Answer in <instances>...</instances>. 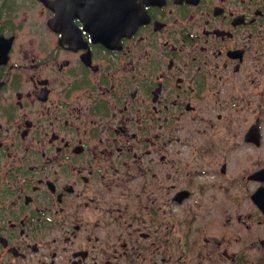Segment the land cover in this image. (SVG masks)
<instances>
[{"label": "flooded vegetation", "instance_id": "flooded-vegetation-1", "mask_svg": "<svg viewBox=\"0 0 264 264\" xmlns=\"http://www.w3.org/2000/svg\"><path fill=\"white\" fill-rule=\"evenodd\" d=\"M58 2L0 0V264H264V0Z\"/></svg>", "mask_w": 264, "mask_h": 264}, {"label": "water", "instance_id": "water-1", "mask_svg": "<svg viewBox=\"0 0 264 264\" xmlns=\"http://www.w3.org/2000/svg\"><path fill=\"white\" fill-rule=\"evenodd\" d=\"M84 2H86V11L88 12H91V10L96 9V7H98V9L100 8L103 11L105 5L102 4V2H105L106 4H112L114 7L115 5L124 7L126 12H124V19L121 23V25H123V28H127L132 25L137 26V24L141 22V16L138 14L136 7L132 3H129V0H59L58 4L77 7L78 5L84 6ZM106 8L108 9L110 7L107 5ZM86 16H88L87 12ZM95 17H100V19H98L97 21V24L99 23L101 27L106 23L105 15L103 13L100 14L98 12Z\"/></svg>", "mask_w": 264, "mask_h": 264}]
</instances>
